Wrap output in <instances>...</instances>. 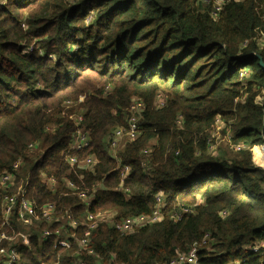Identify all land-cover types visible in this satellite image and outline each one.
<instances>
[{
	"label": "trees",
	"instance_id": "16d2710c",
	"mask_svg": "<svg viewBox=\"0 0 264 264\" xmlns=\"http://www.w3.org/2000/svg\"><path fill=\"white\" fill-rule=\"evenodd\" d=\"M210 12L200 0L0 4V175L20 163L28 199L74 218L86 211L68 182L93 195L89 213L118 221L162 202V221L132 235L105 224L90 233L88 248L106 263L114 255L165 264L196 244L199 264H264V171L252 162L264 145V106L255 103L264 48L254 40L256 28L264 31V0L230 1L217 18ZM134 99L143 103L138 136L114 158L106 140L127 126ZM217 120L230 139L214 152ZM78 129L89 146L77 152ZM69 156H92L95 165L71 167ZM16 228L28 235L18 264H73L75 240L87 231L68 230L63 250L53 239L39 244L40 229ZM96 256L81 255L86 264H98Z\"/></svg>",
	"mask_w": 264,
	"mask_h": 264
},
{
	"label": "built area",
	"instance_id": "2783aa9c",
	"mask_svg": "<svg viewBox=\"0 0 264 264\" xmlns=\"http://www.w3.org/2000/svg\"><path fill=\"white\" fill-rule=\"evenodd\" d=\"M204 4L211 6V16L217 18L223 7L230 1L241 2L244 0H200ZM264 17V15H263ZM254 40L259 48H264V31L261 28H256ZM247 45V42L243 44ZM247 76L246 70L241 71L240 78ZM255 103L264 106V90L255 98ZM143 112V103L140 100L134 99L129 107V119L125 128H117L113 130L106 140V151L114 158L117 157L120 151L126 144L136 140L138 136V121H140ZM81 122V117L78 118ZM180 125V121L177 122ZM222 126L219 120L213 128L214 133L220 132ZM213 133V135H215ZM89 146V139L84 130L78 129L72 138L70 148L74 151H82ZM213 148V146H211ZM67 161L71 167L81 165L86 169H92L95 165V160L92 156L86 157L80 163L75 157H67ZM20 167V163L13 165V171L0 175V190L3 192L0 212V264H18L20 255L18 248L28 242V235L23 232H17L16 226L23 227L26 231L34 228L37 231L35 234L39 244H43L50 239H53V244L63 250L71 248L68 230L76 231L79 227H85V236L75 240L77 249L74 253L73 264L84 263L81 255L95 257L94 251L88 248V238L100 224H105L121 235H132L144 227L155 225L162 221V202L157 199L156 208L149 215H140L122 220H115L114 214L111 212H101L92 214L88 212L90 204H92L93 195L85 190L79 189L72 182L65 184L66 189L72 194H76L83 204L86 213L80 218H74L70 213L65 215H57L56 207L53 204L47 203L37 207L33 201L27 197L28 183L17 178L15 174ZM124 172L128 173L129 168L124 167ZM45 184L51 188H56V183L53 179L44 178ZM187 209H182L181 214L187 213ZM180 214L175 215V220L180 219ZM251 251L257 252L259 246L255 245L250 248ZM98 264H124L116 261L114 255L108 257V262L103 261V257H97ZM57 264V263H55ZM165 264H199L198 247L193 244L187 252L176 253V255ZM237 264V263H234Z\"/></svg>",
	"mask_w": 264,
	"mask_h": 264
},
{
	"label": "rangeland",
	"instance_id": "374dc122",
	"mask_svg": "<svg viewBox=\"0 0 264 264\" xmlns=\"http://www.w3.org/2000/svg\"><path fill=\"white\" fill-rule=\"evenodd\" d=\"M6 1L7 0H0V4L4 5L6 3ZM221 131L216 132V133H214V131H213V133L215 135H213V133H212V137L214 139L212 150H214V152L216 151L215 150L216 146L228 145L227 143H229V139H230L229 133L225 132V134H222ZM255 149H256L255 154L253 153V150H252V162L256 167H258L264 171V163L261 162L262 157H264V145L258 146ZM253 154H254V157H253Z\"/></svg>",
	"mask_w": 264,
	"mask_h": 264
},
{
	"label": "bare ground",
	"instance_id": "6f19581e",
	"mask_svg": "<svg viewBox=\"0 0 264 264\" xmlns=\"http://www.w3.org/2000/svg\"><path fill=\"white\" fill-rule=\"evenodd\" d=\"M86 136L88 137L89 139V134L87 132H85ZM262 163H264V157H262V160H261Z\"/></svg>",
	"mask_w": 264,
	"mask_h": 264
},
{
	"label": "water",
	"instance_id": "95a60500",
	"mask_svg": "<svg viewBox=\"0 0 264 264\" xmlns=\"http://www.w3.org/2000/svg\"><path fill=\"white\" fill-rule=\"evenodd\" d=\"M257 58H259V57L257 56ZM259 65L264 69V63L259 62Z\"/></svg>",
	"mask_w": 264,
	"mask_h": 264
}]
</instances>
